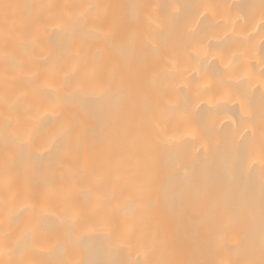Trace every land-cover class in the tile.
Listing matches in <instances>:
<instances>
[{
  "label": "bare ground",
  "instance_id": "obj_1",
  "mask_svg": "<svg viewBox=\"0 0 264 264\" xmlns=\"http://www.w3.org/2000/svg\"><path fill=\"white\" fill-rule=\"evenodd\" d=\"M0 264H264V0H0Z\"/></svg>",
  "mask_w": 264,
  "mask_h": 264
}]
</instances>
